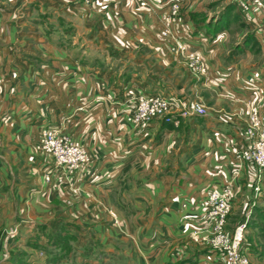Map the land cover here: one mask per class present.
Segmentation results:
<instances>
[{"label":"crops","instance_id":"crops-1","mask_svg":"<svg viewBox=\"0 0 264 264\" xmlns=\"http://www.w3.org/2000/svg\"><path fill=\"white\" fill-rule=\"evenodd\" d=\"M147 1L141 6L139 0L91 5L0 0V228L5 244L33 247L42 235L38 243L47 247L42 227L48 233L62 224L85 246L80 255H91L98 250L96 239L81 234H89L96 209L111 208L118 213L106 222L122 224L121 233L111 237L117 243L130 240L139 264H216L220 258L204 241L205 201L212 189L231 181L234 223L246 224L244 249L262 259L264 174L256 180L257 169L241 157L248 149L244 133L250 108L264 117V12L251 18L241 12L239 20L218 28L209 20L197 22L196 11L185 5L192 0H180L185 9L171 23L175 39L158 41L163 23L156 4L169 0ZM78 7L104 15L147 13L148 19L133 22L130 38L98 45L79 34L73 19ZM245 32L254 33L257 45L235 52L230 44H241ZM174 42L204 55L208 67L207 75L181 89L171 82L174 69L185 68L170 50ZM139 92L175 93L188 100L200 96L195 101H202L207 113L184 120L179 128L161 120L134 126L126 116ZM49 126L68 133L92 160L88 171L61 177L53 190L43 175L54 160L40 144Z\"/></svg>","mask_w":264,"mask_h":264},{"label":"built area","instance_id":"built-area-1","mask_svg":"<svg viewBox=\"0 0 264 264\" xmlns=\"http://www.w3.org/2000/svg\"><path fill=\"white\" fill-rule=\"evenodd\" d=\"M85 5H91L94 0H81ZM242 14L246 18L264 12L263 0H235ZM149 1L142 0L141 6H147ZM160 19L164 24V36L173 35L171 23L179 16V0L161 2ZM178 51L186 59L191 73L207 75L208 67L205 56L190 49L188 44L179 43ZM207 109L203 103L194 101L189 103L185 98L177 95L148 94L139 92L132 101L130 113L126 121L134 126L148 125L161 120L175 128H179L184 120L206 115ZM248 149L242 155V160L255 166L259 174H264V117L257 107L250 108L248 123L245 130ZM40 144L44 153L54 160V165L47 169L46 183H51L55 171L64 170L69 177L77 172L85 173L90 169L92 160L84 146L53 126L43 129ZM56 169V170H54ZM67 177V178H69ZM60 179V178H59ZM236 193L234 184L229 181L222 187L212 189L206 197L203 225L207 235L212 239L208 242L211 250L224 261L225 264H252L250 254L244 249L246 224L236 227L233 233L227 229L228 218L233 212V198Z\"/></svg>","mask_w":264,"mask_h":264},{"label":"rangeland","instance_id":"rangeland-1","mask_svg":"<svg viewBox=\"0 0 264 264\" xmlns=\"http://www.w3.org/2000/svg\"><path fill=\"white\" fill-rule=\"evenodd\" d=\"M78 1H79V4H84L81 0H78ZM199 1H202V0H199ZM139 2L141 5L142 0H139ZM179 3H180L179 16H181V13L185 9V6H183L180 0H179ZM185 5L186 7H190L192 10L196 11L195 12L196 14H194L195 15L194 18L196 19L197 22H201V21L205 22L206 20H209V22L212 24L217 23L218 21L221 20L224 14H228V9H231V8H234V10L232 11L233 14L241 13V10L239 6L237 5V3L235 2V0H203V2H197V1L192 0V2H188ZM199 10L201 12H199ZM146 15L147 13H144V14L142 13L140 15L135 14V15H132V17H129L128 15L125 16L121 13H118V15L115 13L104 15L99 12L91 13L89 11V13H86L85 11H81V9L79 8L77 15L74 16L73 19L74 21H76L79 34L85 37L87 42L89 41L90 43H94L98 45H105V44L110 45V43L112 42L116 43L120 41V39L125 40L126 37L133 35L134 31L136 30V28L132 25L133 22L140 21V23L143 24L148 19V16ZM179 16L177 18H179ZM163 31H164V24L162 25L161 30L158 32V35H157L158 41H162L164 39H175L174 35L164 36L162 34ZM247 33H250V32H245L243 36L245 37ZM178 47H179V43L174 42V45L170 46V50L174 55L173 57L177 58L178 61H180L184 65L185 68L184 70L180 68L174 69L172 73L173 78H171V82L175 85V87H178L181 89L186 84L190 86L195 84L198 79V77L196 76H202V75L193 74L190 72L188 65H187V61L178 51ZM234 47H235L234 43H231L230 48L234 49ZM159 94L166 95L165 92L163 93L159 92ZM173 95H176V94L173 93ZM197 97L201 98L200 96H197ZM197 97L193 95L192 98L194 100H188V99L186 100L189 103H191V102H194L197 99ZM199 102L202 103V101H199ZM50 158L53 159L52 157ZM77 173H82V172L79 171ZM46 174H47V171H45L43 175V181L46 185L49 186L48 188L51 190L58 188V186L60 185L61 177H64V178L69 177L67 173L64 172V170L62 171L58 170V171H55L56 175H54L56 176V179L54 180V177H53V180L51 183H46L45 182ZM67 179H71V177ZM259 179H261V174H259L258 169H257L256 180H259ZM47 197L49 198L48 195L45 198ZM61 211L62 213H64L67 210L62 208ZM114 211L115 210L111 208L96 209V211L93 212L95 213L94 214L95 222L92 223L91 225H88L90 227V229L88 230L89 234L88 235L81 234V237L83 239L86 238L87 236L89 237V235H92L96 239V244H97L96 248H98V250H95V251L92 250L93 254L91 255L90 254L84 255L83 253H81L80 255L81 249L83 248L84 245L82 246L77 241L75 242V244L73 243V245H75V247L73 248L74 250L70 254H68L64 259H61L60 264H114L117 258L122 259L121 260L122 262L119 264H139L138 260L134 259V258H137V256L133 254L132 246L130 247L128 246L131 242L130 240L128 241V243L127 242L117 243V241H115L112 238V237L118 236L119 234L117 235V233H121L119 229L122 226L121 222H118L119 224L114 223L115 222L114 220H113L114 221L113 223L106 222V219L108 218V216L109 217L113 216L114 218H116L115 215L118 212L115 211L114 213ZM236 219H237V214L236 215L231 214L228 218L227 229L229 230L230 233H233L236 230V227L238 226V225H235ZM46 220L48 222L50 219L46 217ZM97 221H101V222H97ZM100 226H103L101 227L102 230L99 228ZM15 227L16 226L13 225L11 226V228H7L6 229L7 231L5 230V233L7 234L11 232V230L13 231L14 230L13 228ZM1 230L2 228H0V264H51L49 261V257H48L49 254H47L46 251H38L39 250L38 248L27 245V242L21 243L22 246H15L14 241L8 244H5L4 235H3L4 233ZM245 234H246V229H245ZM205 238H206V240H204L205 243L209 245L208 242L212 239V236L206 235ZM259 245H260L259 247L261 246L264 247V239L259 240ZM87 246H89V244ZM250 258H251L250 260L252 264H264V258L257 259L256 257H253V255L251 254H250ZM216 264H225V263L223 260L219 259L218 262H216Z\"/></svg>","mask_w":264,"mask_h":264},{"label":"trees","instance_id":"trees-1","mask_svg":"<svg viewBox=\"0 0 264 264\" xmlns=\"http://www.w3.org/2000/svg\"><path fill=\"white\" fill-rule=\"evenodd\" d=\"M234 8L228 9V14H224L220 21L215 23V25H219L220 27H228L231 21H236L240 19L239 13H234ZM232 12V13H231ZM232 14V15H230ZM232 19V20H230ZM204 22V21H203ZM212 24V23H211ZM245 26L244 24H242ZM247 44H251V48H254L255 45H257L254 33H247L245 37H243V41L241 44L234 47V51H240L244 46ZM42 233L45 234L47 240H48V246L42 247L39 245L38 241L41 238L42 235H39L36 240L34 241V247L38 249H43L46 251L47 254H49V261L51 264H60L61 259H64L68 254H70L74 249L75 242L78 241V237L69 234L67 231V228L65 225L60 224L58 229H56L54 232H46L45 227H42L41 229ZM24 256V255H23ZM122 259H118L115 261L114 264L121 263ZM118 261V262H117ZM114 262V261H113Z\"/></svg>","mask_w":264,"mask_h":264}]
</instances>
